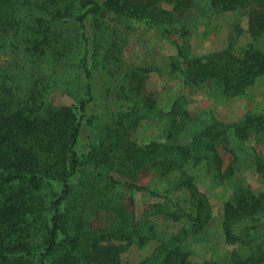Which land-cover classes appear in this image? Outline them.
<instances>
[{"label": "trees", "instance_id": "obj_1", "mask_svg": "<svg viewBox=\"0 0 264 264\" xmlns=\"http://www.w3.org/2000/svg\"><path fill=\"white\" fill-rule=\"evenodd\" d=\"M32 2L50 19L73 16L76 27L70 37H64L63 31H51L47 19L31 13L24 14L21 31L17 23L31 0H0V51L12 53L10 68L0 73V264H123L121 253L128 246H142L159 236L151 216L180 221L184 228L177 233L179 237L162 239L153 254L136 264H187L189 253L180 239L197 233L210 219L205 195L196 191L193 176L183 170L185 165L198 164L205 165L214 184L230 183L232 193L223 205L222 229L226 238L249 244L242 254L234 251L228 260L211 264H264V232L252 244L248 239L264 228V189L255 193L236 179V157L223 166L217 146L226 142V131L211 112L200 115L198 127L181 136L191 118L179 97L164 113L169 120V141L140 144L129 138L130 128L140 119L155 115V100L144 86L147 69L122 71L117 94L124 102L115 111L108 105L101 112L104 119L86 151L76 146L82 127L98 117L93 113L92 82L101 54L98 44L107 45L100 63H115L121 54L114 49L119 44L115 38L90 31L94 27L91 19L98 15L141 21L165 38L171 34L181 38L186 28L171 24L179 22L175 16L193 0ZM162 4L171 5V10ZM209 4L219 10H249L250 36L256 40L264 35V0H209ZM173 43L177 53L171 59L172 69L187 82H211L221 96L239 95L256 77L264 76V50L253 42L239 55L228 46L202 57H189L181 42ZM40 62L54 73L65 63L58 77L31 79ZM59 86L72 88L75 110L50 100L49 93ZM233 129L242 141L258 139L264 134V114L248 112ZM253 166L264 181V157L257 155ZM155 168L157 179L171 178L170 172L176 171L166 187L134 181L140 171ZM177 188L190 192V210L167 196ZM124 189L147 193L162 202L148 204L142 218L136 219L124 203ZM89 201L111 213L109 226L92 230L87 225V214L82 212Z\"/></svg>", "mask_w": 264, "mask_h": 264}, {"label": "rangeland", "instance_id": "obj_2", "mask_svg": "<svg viewBox=\"0 0 264 264\" xmlns=\"http://www.w3.org/2000/svg\"><path fill=\"white\" fill-rule=\"evenodd\" d=\"M32 1L29 6H25L26 10L23 11V15L28 14L30 16L32 13L34 14L33 17L38 16L47 19L51 31H63L64 37H70L73 34L76 27L73 16L66 14L63 17L50 19V16L37 9ZM63 7L61 5L60 8ZM162 8L170 11L171 5L162 4ZM68 11L71 12L70 9ZM72 11L75 10L72 9ZM25 15L17 23L21 31H23ZM175 17H178L179 22H174L171 25H183L187 30V34L181 38L174 34L165 38L159 30L153 29L141 21L121 18L116 20L98 15L91 19L90 24L94 27L90 31L99 37L110 36V39L115 38V43L119 44L114 49L120 50L121 54L115 63H100L102 52L107 45L102 41H100L102 46L98 44L101 53L100 60L98 66L93 69L92 79L96 102L93 113L98 117L92 124L82 127L76 146L80 151H86L96 139L97 126L104 119L101 112H104L108 105L112 106L110 111H115L116 106L124 102L119 99V94H117L122 83V71L131 67L144 68L147 69L144 86L155 100V115L140 119L134 127L130 128L129 138L140 144L152 140L169 141L166 138L169 120L167 116H164V113L169 111L176 98L182 97L191 121L180 135L183 136L186 134L185 132L196 129L198 127L196 120H199L200 115H207L208 112H211L223 124L226 131V142L217 146L223 159V166H227L236 157L238 161L236 179L242 180L255 193H259L264 189V181L254 171L253 160L257 155L264 157V134L260 135L258 139L251 137L242 141L234 133L233 127L248 112L264 114V76L256 77L253 83L241 94L226 97L219 95L211 82L190 83L185 81L178 70L172 69L171 59L177 53L173 41L181 42L189 57L206 56L228 46H231L233 52L239 55L250 42L264 50V35L256 40L250 36L248 32L249 10H219L211 7L209 0H193L187 10ZM105 31L108 32L107 36ZM114 49L115 53L116 50ZM11 57V52L0 51V73L10 68L8 62L11 61ZM64 63H61L60 68L54 66L55 69L57 68L54 73L53 69L44 68L40 62V65H35L36 70L31 73V79L39 76L49 77L50 75L58 77L64 69ZM109 69L113 71V74L110 73ZM66 87L54 88L49 93V98L55 105H66L75 110L77 103L72 95V88ZM180 142H184V139ZM183 170L193 176L196 191L205 195L210 207V219L203 228L197 233H188L186 237L182 236L183 239H180V243L189 253L187 264H211L216 261H226L234 251L242 254L249 244L226 238L222 229L223 205L232 193L230 183L214 184L206 172L204 164H198L195 167L185 165ZM156 171V168L155 170L144 169L137 173L134 181L139 185L152 184L162 189L170 183L173 174L176 172H170L171 178L157 179L155 178ZM177 182L178 180H176ZM122 196L128 210L134 213L136 219L142 218L148 204L162 202L161 198L129 189H124ZM167 196L188 210L192 208L190 192L186 188L171 189ZM92 202L89 201V205L87 204L86 209L82 212V215L87 214L86 218L84 216V221L92 230L109 226L112 222L111 213L100 208L97 209ZM76 210L80 211V208ZM152 218H155L154 221L160 229L159 236L148 240L142 246H128L121 253L123 264H136L153 254L162 239L170 236L179 237L177 233L184 228L180 221L160 216H151L149 219ZM263 232L264 228L249 236L250 244L259 238Z\"/></svg>", "mask_w": 264, "mask_h": 264}]
</instances>
